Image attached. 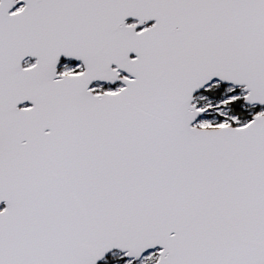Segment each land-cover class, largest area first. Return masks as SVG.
<instances>
[{
    "label": "snow or ice",
    "instance_id": "obj_1",
    "mask_svg": "<svg viewBox=\"0 0 264 264\" xmlns=\"http://www.w3.org/2000/svg\"><path fill=\"white\" fill-rule=\"evenodd\" d=\"M0 264H264V0H0Z\"/></svg>",
    "mask_w": 264,
    "mask_h": 264
}]
</instances>
